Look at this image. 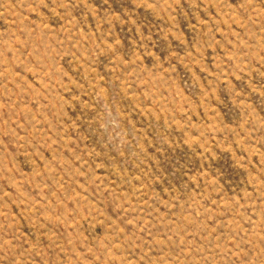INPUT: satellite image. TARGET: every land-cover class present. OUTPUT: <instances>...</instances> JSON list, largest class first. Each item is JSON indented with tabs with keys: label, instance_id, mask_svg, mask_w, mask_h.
<instances>
[{
	"label": "rangeland",
	"instance_id": "1",
	"mask_svg": "<svg viewBox=\"0 0 264 264\" xmlns=\"http://www.w3.org/2000/svg\"><path fill=\"white\" fill-rule=\"evenodd\" d=\"M0 264H264V0H0Z\"/></svg>",
	"mask_w": 264,
	"mask_h": 264
}]
</instances>
